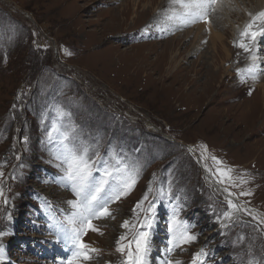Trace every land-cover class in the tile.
I'll use <instances>...</instances> for the list:
<instances>
[{"label": "rangeland", "instance_id": "1", "mask_svg": "<svg viewBox=\"0 0 264 264\" xmlns=\"http://www.w3.org/2000/svg\"><path fill=\"white\" fill-rule=\"evenodd\" d=\"M223 3L210 16L213 25L219 23L213 30L202 21L161 31L154 26L145 30L156 19L134 12V0H0V232L5 233L0 236V264H60L53 249L61 246L50 243L54 237L46 226L50 209L44 199L67 210L65 202L75 197L55 182L60 170L53 157L55 143L47 135L53 122L73 124L79 139L98 145L102 157L115 149L142 166L131 194L110 206L115 219L94 221L103 235L89 231L84 236L101 250L87 264H119L116 241L126 231L123 221L132 220L150 182L156 189L169 180L174 199L158 203L150 264L164 258L173 206H179L180 218L193 226L197 239L175 248L168 258L190 264L193 254L204 249L206 264H264V224L247 215L223 223L225 195L199 159L206 146V155L234 169L233 177L243 175L247 183L232 191L237 196L251 191V196L239 197L264 218V129L251 133L250 114L240 105L255 98L264 82H241L237 69L247 68L252 56L233 41L249 19L233 1ZM227 17L233 25L241 24L240 30L233 31ZM211 32L223 35L228 59L221 57L217 41H209ZM197 43L201 49L191 53ZM171 52L173 71L179 72L165 77ZM255 54L264 55V38ZM219 62L226 71H217ZM248 85L251 94L241 89ZM24 100L26 114L18 116L17 103ZM57 108L70 119H58Z\"/></svg>", "mask_w": 264, "mask_h": 264}, {"label": "snow or ice", "instance_id": "2", "mask_svg": "<svg viewBox=\"0 0 264 264\" xmlns=\"http://www.w3.org/2000/svg\"><path fill=\"white\" fill-rule=\"evenodd\" d=\"M223 6V0H169L168 7L161 10L158 13L159 18L145 30L154 26L161 31H167L171 27H187L201 21L210 23V16L222 10ZM248 16L250 19L239 31L238 39L233 41L235 47L252 56V62L247 68L237 69L238 74L243 77L242 83L249 78L255 81L260 73L264 72V68L256 64L255 56L257 46L261 38H264V10L256 14L248 12ZM56 112L58 119L65 116L70 119V114L62 109L57 108ZM47 135L49 142L55 143L53 157L57 162L55 166L60 170L55 182L69 189L75 197L65 202L68 205L67 210L54 208L47 198L44 199V205L50 209L46 226L54 237L50 243L60 244L71 252V255L66 260H61L60 264H87L94 258H99L101 250L85 242L84 236L89 231L103 235L101 228L94 221L115 219L110 206L131 194L142 175V166L115 149L106 157H102L98 145L94 147L83 143L75 134V126L71 123L68 125L61 123L57 126L53 122ZM23 142L27 144L28 136L23 137ZM206 153L207 147L203 146L199 159L205 161L206 172L220 186L228 206V210L222 213V218L233 222L234 217L239 219L241 215H247L253 220H258L259 224H264V218H258L250 210L249 202L239 200V196H251L252 192L241 191L237 196V193L232 191V188L247 183L243 175L233 177L234 169L231 166L225 165L216 156L209 157ZM209 160L215 165L214 168L207 163ZM3 175L0 171V178ZM153 177L155 179V174ZM2 195L3 188L0 186V196ZM149 196L153 197L152 200H149ZM165 199H174L171 181L169 180L166 185L162 183L156 189H153L150 182L146 193L132 210V220H124L121 225L126 231L116 241V252L121 254L119 264H150L153 250L152 234L157 223V206ZM4 202L7 203V200ZM191 227L193 226L180 218L179 206H173L167 228L170 238L167 247L163 249L164 258L161 264H183L181 260L168 257L175 248L197 239V236L191 233ZM3 235L5 233L0 232V236ZM207 255L205 250L201 249L193 254L190 264H206ZM2 259L3 253L0 252V260Z\"/></svg>", "mask_w": 264, "mask_h": 264}, {"label": "bare ground", "instance_id": "3", "mask_svg": "<svg viewBox=\"0 0 264 264\" xmlns=\"http://www.w3.org/2000/svg\"><path fill=\"white\" fill-rule=\"evenodd\" d=\"M223 1H225V0H223ZM230 1H233V5H235L239 9V11L248 19H250V17L248 16V12L256 14L257 12L264 10V0H253L254 2L251 0H229V2ZM168 2H169V0H161V3H159L158 6L156 7L157 0H134V6L133 5L132 6L134 9V12L142 11L141 13H144L145 15H147L148 20H150V19L153 20V19L159 18L158 13H160L161 10L168 7ZM251 3H254V5L252 6ZM141 6H143V9H141ZM127 8L128 7L124 8L122 11H119V12L123 14L127 10ZM227 16L231 17L232 13L228 12ZM229 17H227V23L229 24L230 28H232L233 31H236L235 27L239 28V30H240L242 25L241 24H238L240 26H238L236 24L233 25L232 19H230ZM147 21H146V23H147ZM210 21L211 22H210L209 27L211 30H213V27L215 25H218L219 23H216L215 25H213L211 18H210ZM204 24H206V23H204ZM239 30H237V31H239ZM211 36H212V32H211V34L210 33L208 34V37H210L209 41L210 40L212 42L217 41L218 42V51H219V53H220V51L223 53V55H221V57L223 59H228V49L223 45V43L221 44V42H220L223 35H217L215 37H213V36L211 37ZM171 42L174 45H179L178 39H173ZM198 42L200 44H202L204 42V40L202 39L201 36H199ZM199 43L195 44V46L193 47V50H191L192 51L191 53H195L201 49V45ZM172 53L173 52L170 53V59L171 60L168 61L164 65V68H163V74L165 75V77L174 76V75L178 74V72H179L178 68L175 69V71H173L174 66H175L174 65L175 64V56H172ZM255 56H256L257 61H259L258 66L260 68H264V55L259 56V54H255ZM219 63H221V64H220L219 68L217 69V71L218 72L226 71L227 68L223 65V63L222 62H219ZM258 79H262L264 82V75L258 77ZM251 87H253V86L248 85V86L241 88V89H242L243 93H245V92H250L248 90H250ZM237 92H239V91H237ZM237 97H238V94H237ZM240 105L246 107L247 112H249V114H250L249 122H251L253 124V125H250L251 126L250 132L252 130L258 129L260 131V129H264V88L259 89L255 98H253V97L246 98L243 101H241ZM254 125H255V128L252 129V126L254 127ZM251 133H254V132H251ZM256 150H257V148H256ZM251 153H252V151H251ZM258 155H260V154H258ZM234 219H236V218L234 217L233 220ZM222 222L228 223V221L224 220L223 218H222Z\"/></svg>", "mask_w": 264, "mask_h": 264}, {"label": "water", "instance_id": "4", "mask_svg": "<svg viewBox=\"0 0 264 264\" xmlns=\"http://www.w3.org/2000/svg\"><path fill=\"white\" fill-rule=\"evenodd\" d=\"M148 124H152L151 122H148ZM153 125V124H152ZM155 127V126H154ZM155 128H157V127H155ZM160 130V129H159Z\"/></svg>", "mask_w": 264, "mask_h": 264}]
</instances>
